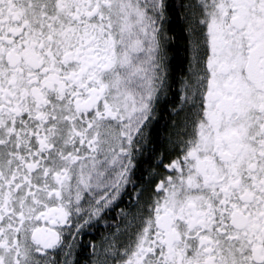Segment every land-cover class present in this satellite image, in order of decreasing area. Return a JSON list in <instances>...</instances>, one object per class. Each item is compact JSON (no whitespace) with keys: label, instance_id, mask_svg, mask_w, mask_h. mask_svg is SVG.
Masks as SVG:
<instances>
[{"label":"snow or ice","instance_id":"snow-or-ice-1","mask_svg":"<svg viewBox=\"0 0 264 264\" xmlns=\"http://www.w3.org/2000/svg\"><path fill=\"white\" fill-rule=\"evenodd\" d=\"M0 264H264V0H0Z\"/></svg>","mask_w":264,"mask_h":264}]
</instances>
